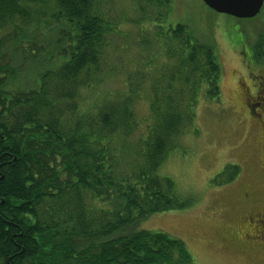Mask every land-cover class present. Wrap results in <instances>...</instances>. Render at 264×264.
I'll use <instances>...</instances> for the list:
<instances>
[{
  "label": "trees",
  "instance_id": "16d2710c",
  "mask_svg": "<svg viewBox=\"0 0 264 264\" xmlns=\"http://www.w3.org/2000/svg\"><path fill=\"white\" fill-rule=\"evenodd\" d=\"M100 4L0 0V29L15 25L29 39L35 20L57 57L39 69L27 67L31 56L0 51V264H196L183 241L134 227L190 205L159 170L200 100L221 97L217 53L154 15L169 65L151 86L150 118L139 119L140 85L105 94L100 76H90L107 44ZM253 59L264 65V37ZM239 172L235 165L223 174L230 182Z\"/></svg>",
  "mask_w": 264,
  "mask_h": 264
},
{
  "label": "rangeland",
  "instance_id": "374dc122",
  "mask_svg": "<svg viewBox=\"0 0 264 264\" xmlns=\"http://www.w3.org/2000/svg\"><path fill=\"white\" fill-rule=\"evenodd\" d=\"M47 5L41 4L43 9ZM140 6L143 14L149 13V17L144 15L147 19H142ZM99 8L107 23V44L99 70L90 76H100L105 94L124 93L129 86L140 85L143 96L133 108L139 119L150 118L155 93L151 86L160 76L159 67L169 65L163 53L166 46L161 48L156 42L161 19L154 25L150 20L154 15L165 18L164 27L182 24L197 41L211 45L221 66L220 99L200 100L194 121L175 139L159 170L161 177L174 180L180 198L190 205L151 215L135 230L162 232L183 241L196 264H263L260 258L230 246L225 226L237 210L227 197L234 185L240 180L253 181L254 174L264 184V65L253 59V46L264 37V7L250 20L217 14L202 0H155L152 4L101 0ZM32 12L34 17L37 12ZM14 26L0 29V51L18 58L31 56L27 67L51 68L57 63V57L52 56L54 46L41 33L45 29L40 32L41 25L32 21L29 39L15 35ZM138 136L129 141L135 143ZM235 165L240 172L227 182L228 174L223 173ZM222 223L224 233L223 227L220 232ZM218 238L224 239V248L214 242L219 243Z\"/></svg>",
  "mask_w": 264,
  "mask_h": 264
},
{
  "label": "flooded vegetation",
  "instance_id": "af4514ba",
  "mask_svg": "<svg viewBox=\"0 0 264 264\" xmlns=\"http://www.w3.org/2000/svg\"><path fill=\"white\" fill-rule=\"evenodd\" d=\"M258 121L262 123L257 118ZM251 179L253 181L247 183L240 180L227 196L231 199L228 201L230 206L237 210L229 218L225 230L229 233L230 246L260 258L264 264V184L258 175L254 174ZM234 191H237L236 195ZM222 225L220 232L223 227L224 233ZM218 239L219 243L214 242L224 248V239Z\"/></svg>",
  "mask_w": 264,
  "mask_h": 264
},
{
  "label": "water",
  "instance_id": "95a60500",
  "mask_svg": "<svg viewBox=\"0 0 264 264\" xmlns=\"http://www.w3.org/2000/svg\"><path fill=\"white\" fill-rule=\"evenodd\" d=\"M217 14L226 15L239 20L256 18L264 7V0H202Z\"/></svg>",
  "mask_w": 264,
  "mask_h": 264
},
{
  "label": "bare ground",
  "instance_id": "6f19581e",
  "mask_svg": "<svg viewBox=\"0 0 264 264\" xmlns=\"http://www.w3.org/2000/svg\"><path fill=\"white\" fill-rule=\"evenodd\" d=\"M261 12H262V11H261ZM259 15H260V14H259ZM259 15H258V16H259Z\"/></svg>",
  "mask_w": 264,
  "mask_h": 264
}]
</instances>
